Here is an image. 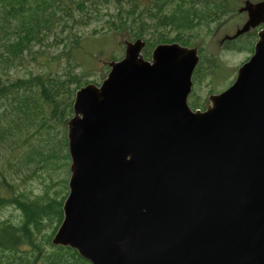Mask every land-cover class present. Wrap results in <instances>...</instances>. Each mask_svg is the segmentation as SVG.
Wrapping results in <instances>:
<instances>
[{
    "label": "water",
    "instance_id": "obj_1",
    "mask_svg": "<svg viewBox=\"0 0 264 264\" xmlns=\"http://www.w3.org/2000/svg\"><path fill=\"white\" fill-rule=\"evenodd\" d=\"M264 23V3L246 4ZM144 43L69 121L71 193L53 244L92 264H264V30L236 82L188 104L197 49Z\"/></svg>",
    "mask_w": 264,
    "mask_h": 264
},
{
    "label": "rangeland",
    "instance_id": "obj_2",
    "mask_svg": "<svg viewBox=\"0 0 264 264\" xmlns=\"http://www.w3.org/2000/svg\"><path fill=\"white\" fill-rule=\"evenodd\" d=\"M246 1L257 4L262 0H230L231 5L226 3L228 10L225 12V16L228 13L229 15L224 19L222 26L218 24L215 26L219 27L215 35L209 34L207 27L193 32L197 37L196 43L204 46V53L215 55L220 66L227 68L223 72L222 69H218L214 73L218 77L213 81V72L209 71L208 75L205 74L209 63L205 64L201 72V81L195 86V94L192 98L194 103L199 102L205 108L210 104L209 96L227 89L235 80L240 64L251 57L249 51H225L220 48L222 39L226 36H234L236 31L244 28L247 14L244 11L241 14L239 10ZM146 2L150 3V0H141V4L134 7L135 10L146 9ZM215 2L217 3L218 0ZM115 3L114 0H88L85 11L73 8L72 16L61 10L57 14L54 26L42 33L41 41L34 42L30 50L24 51L23 55L15 60L8 57L0 42V84L6 86L18 79L31 80L39 76L44 81L50 82V91L48 90L50 100L58 94L56 98L60 107L58 116H55L51 102L40 97L35 82L21 84V105L28 99L32 106V116L27 124L21 119V141L18 147H14L12 142L0 143L1 194L6 195L10 192L2 176L12 182L26 197L32 199L43 197L47 202L56 197L57 191L63 192L64 189L65 192L66 186L68 188L71 160L67 163L64 158V154L66 155L68 151L65 150L68 131L65 120L69 121L73 115H69L70 108L67 103L75 99L76 93L73 90L77 88V84L71 81L74 75H78L83 83L101 84L108 74L109 63L122 57L124 39L131 38L140 26L137 22L134 30L104 31L107 21L111 26L110 22L118 13ZM169 6V2L166 1L164 10H168ZM202 12L204 15H209L211 11L204 4ZM116 23L120 24L118 21ZM177 29L178 27L170 21L169 26L158 29L159 37H165L164 34L170 37V32L175 36ZM152 32L155 33V30ZM154 36L158 34L155 33ZM66 89L71 90V93ZM8 108L7 101L4 103L0 101L1 126L10 122V116L5 112ZM13 147L15 149L11 150ZM20 214H22L21 210L9 206L0 210V220H10L21 226ZM44 224L42 228L44 234H50L53 229L47 225V222ZM55 226L54 224L52 227Z\"/></svg>",
    "mask_w": 264,
    "mask_h": 264
},
{
    "label": "trees",
    "instance_id": "obj_3",
    "mask_svg": "<svg viewBox=\"0 0 264 264\" xmlns=\"http://www.w3.org/2000/svg\"><path fill=\"white\" fill-rule=\"evenodd\" d=\"M114 1L118 13L111 23L112 27L117 30L127 28L128 21L135 15L134 7H138L141 0ZM161 1L153 2L154 10H157L158 13L162 12L159 10L163 4ZM198 1L202 2L203 0H185V4L192 2V7L191 9H183V6L180 5L177 10L180 15L173 12L171 15L159 17L149 11V18L151 20L154 18L162 19L163 26H165L166 21L171 20L174 26L184 27L186 30L192 31L201 25H207L209 21L207 16L201 17V12L194 8ZM87 2L88 0H0V42L5 53L14 60L20 55L22 56L24 51L31 49L34 42L41 41L44 31L54 26L57 14L61 10L67 14L73 13V8L85 11ZM125 4L129 6L128 10ZM115 21L120 22L119 26ZM123 25L125 26L123 27ZM176 40L185 44L189 43L188 40H182L180 36ZM154 41L152 40L151 45L145 51L146 58L150 57V48L154 47V43L164 42L165 39L160 38ZM217 70L206 69L205 74L208 75L209 71L214 74ZM201 72L202 70H197L196 82L201 81ZM216 78L217 76L214 74L213 81ZM80 79L78 75H74L71 82L77 84V88H79L82 83ZM28 82H35V86L40 91V97L51 102L53 114L58 116L60 110L56 98L58 94L50 100L49 81H44L41 77L36 76L31 80L18 79L6 86L0 84V101L2 103L8 102L9 108L5 112L12 118L8 125H0V143L9 144L12 142L14 147H18L21 141V119L25 124L31 120L32 106L30 101L24 100L21 105V84ZM66 91L71 93L69 89ZM73 91L75 93L76 90ZM72 103L73 99L67 103L70 109ZM193 105L195 108L200 107L199 102ZM14 147L11 150H14ZM2 178L10 192L6 195L0 193V210L15 206L21 210L22 214H20L21 226L12 223L10 220H0V264H90L76 250L68 247H55L51 243L63 220L62 206L65 196L62 191L56 192V197L50 202L42 197L32 199L21 194L5 176ZM44 222H47V225L53 229L50 234H44L42 230L45 226ZM54 224L56 226L52 227Z\"/></svg>",
    "mask_w": 264,
    "mask_h": 264
}]
</instances>
